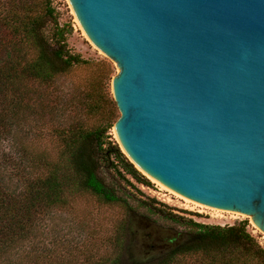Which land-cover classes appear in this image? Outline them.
Wrapping results in <instances>:
<instances>
[{"label": "water", "instance_id": "water-1", "mask_svg": "<svg viewBox=\"0 0 264 264\" xmlns=\"http://www.w3.org/2000/svg\"><path fill=\"white\" fill-rule=\"evenodd\" d=\"M114 67L112 135L183 201L264 236V0H62Z\"/></svg>", "mask_w": 264, "mask_h": 264}, {"label": "trees", "instance_id": "trees-1", "mask_svg": "<svg viewBox=\"0 0 264 264\" xmlns=\"http://www.w3.org/2000/svg\"><path fill=\"white\" fill-rule=\"evenodd\" d=\"M60 17L54 0H0V143L7 140L17 154L0 153V264H53V251H37L32 243L41 217L68 206L72 192L88 190L104 204H122L131 215L134 205L106 183L101 170L113 169L130 185L123 172L150 184L108 139L116 106L101 75L94 72L87 91L80 93L78 111L59 95L60 78L75 67L93 65L71 49L70 29ZM60 108L70 109L75 118L54 123ZM79 112L99 114L100 121L88 126L76 118ZM41 126L56 133L57 157L28 146ZM114 160L121 161L124 171ZM137 200L173 225L163 227L157 219L139 215L132 251L126 254L131 219H124L115 251L86 256L83 264H264V245L248 230L247 220L205 223L175 213L155 198ZM66 253L59 264L70 263L65 258L72 251Z\"/></svg>", "mask_w": 264, "mask_h": 264}, {"label": "rangeland", "instance_id": "rangeland-1", "mask_svg": "<svg viewBox=\"0 0 264 264\" xmlns=\"http://www.w3.org/2000/svg\"><path fill=\"white\" fill-rule=\"evenodd\" d=\"M54 4L61 13L60 23L70 29L68 43L71 49L82 54L84 58L93 61V65L91 66L75 67L67 75L60 78L56 85L59 95L65 96L72 101L71 103H75L78 111V102L81 97L80 93L83 92L84 94L87 91L89 83L93 80L92 76L94 72H96V75H101L105 90L110 95L114 67L109 62H107L108 65H104L102 61L106 60L84 41L73 12L62 0H54ZM97 68L99 70L98 74ZM73 108L74 106L71 107L72 110ZM72 113L74 112L72 111ZM72 113L70 109L60 108L54 123L61 121L68 122V119L75 118ZM76 118L82 119L88 126H94L100 121L99 114H87L84 112H79V117ZM40 123L42 122L40 121ZM108 135L110 136L108 139L115 144L112 127ZM31 137L29 138L28 146L34 152L48 151L52 157H57L59 151L56 145L58 143L57 136L55 132L52 133L49 127L41 126L36 131V135L33 133ZM4 151L12 153L13 156L16 154L11 143L7 140L0 143V153ZM114 162L119 166L121 171H124L121 161L114 160ZM123 173L131 181L132 185L128 184L122 175L116 173L113 169H103L100 174L108 185L114 187L120 195L127 198L134 205V210L131 212V215L126 213L122 204H104L96 195L88 190L83 189L78 192H72L69 196L70 203L68 206L56 209L41 217L37 227L38 231L36 232L35 241L32 243L35 246H32L37 251H45L46 248L53 251L55 259L53 264H59L60 259L62 260L64 255H67L66 252L71 251L72 253L65 258H69V260H65V262H70L67 264H83L86 256H101L105 253L115 251V236L119 223L124 219L127 221L131 219L129 220L131 228L128 229V234L124 238L127 246L126 254H128L127 251H132L131 245L134 242L133 233L136 227H133V225L138 221L139 215L151 216L152 220L157 219V225L160 224L163 227L173 225L172 222L156 214H151L145 207L138 206L139 202L137 199L146 200L149 197L155 198L160 203L171 207L175 213L191 216L197 221L205 223L225 225L247 220L249 223L248 230L264 245V236L253 223L250 216L232 213L226 210L217 211L209 206H197L180 200L148 179L150 184L145 185L138 182L130 174ZM11 183H14V181ZM161 207L164 208V206ZM144 225L147 227L146 224ZM75 259L77 260L75 261Z\"/></svg>", "mask_w": 264, "mask_h": 264}, {"label": "bare ground", "instance_id": "bare-ground-1", "mask_svg": "<svg viewBox=\"0 0 264 264\" xmlns=\"http://www.w3.org/2000/svg\"><path fill=\"white\" fill-rule=\"evenodd\" d=\"M166 195V194H165ZM167 196V195H166ZM167 199V198H166ZM168 200V199H167ZM188 202V201H187ZM189 203H192V202H189ZM192 204H195V205H197V206H201V207H207V206H205V205H200V204H196V203H192ZM213 208V207H212ZM213 209H215V210H217V211H223V210H219V209H217V208H213ZM232 213H235V212H232Z\"/></svg>", "mask_w": 264, "mask_h": 264}]
</instances>
